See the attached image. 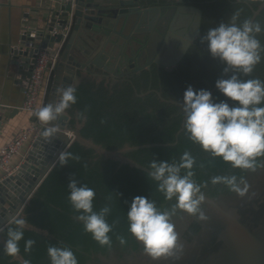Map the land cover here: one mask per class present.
<instances>
[{
    "label": "trees",
    "instance_id": "obj_1",
    "mask_svg": "<svg viewBox=\"0 0 264 264\" xmlns=\"http://www.w3.org/2000/svg\"><path fill=\"white\" fill-rule=\"evenodd\" d=\"M203 12L201 33L179 64L177 70L167 72L157 66L132 75L112 88L85 81L77 89V103L67 112L71 116L70 129L76 130L80 125V135L96 145L109 151H120L126 146L138 147L144 145H173L176 135L181 130L185 114L183 106H175L163 102L158 92L167 100L183 103L184 92L191 86L195 90L206 89L210 92L216 87V81L226 78L224 64L212 57L208 51L207 42H201L210 28L227 22L233 13H239L238 22L252 18V8L257 10L261 0H190ZM257 22L264 27V12L257 18ZM264 45V32L257 35ZM264 56V53H262ZM264 80V59L258 64L251 77ZM145 95V96H140ZM215 102L225 101L232 105L236 102L225 97L218 89L213 97ZM81 113L84 118H81ZM184 152H189L196 159L194 166L197 183L203 187L207 197L219 206L231 204L241 205L256 198L260 190L254 181L264 174L258 169L256 172H246L233 169L222 158H213L200 145L189 139L185 131L180 134L178 143L170 147H156L134 151L126 154L128 159L148 168L152 161L178 162ZM66 153L72 158L68 164L62 166L60 161L52 169L48 177L39 187L23 216L29 225L47 231L49 236L40 235L27 230L24 240L32 239L34 244L31 252L24 251V240L20 242V255L29 259L31 264H51L47 254L49 246H67L73 250L79 264H101L98 256L116 254L120 257L137 253L141 245L129 232L127 211L136 196H145L154 200L161 209H170L175 201H167L163 193L158 191L157 184L147 173L123 165L117 161L99 156L95 151L75 142ZM79 157V159H75ZM151 170V169H150ZM245 176L250 191L245 197L230 193L222 185L211 184V178L217 175ZM75 178L81 185H87L96 192L94 210L99 211L110 206L111 212L107 216L109 224L113 225L110 233L112 246H101L84 230L83 223L76 219L78 213L69 200L70 189L67 185ZM258 182V181H257ZM242 201L241 204L238 202ZM205 211L206 206L204 205ZM211 217L206 224L204 237L209 240L214 226ZM177 229L182 231L190 223L189 230L193 235L186 238L192 242L201 234L203 221L186 213L177 212L174 217ZM187 222V223H186ZM3 230L0 238L6 240L8 228ZM119 237L125 238L122 245ZM4 245L0 243V264H20L3 252Z\"/></svg>",
    "mask_w": 264,
    "mask_h": 264
},
{
    "label": "water",
    "instance_id": "obj_2",
    "mask_svg": "<svg viewBox=\"0 0 264 264\" xmlns=\"http://www.w3.org/2000/svg\"><path fill=\"white\" fill-rule=\"evenodd\" d=\"M54 2L45 9L44 14L24 24L19 41L11 46L10 66L21 86L30 78L38 52L41 49H54L50 48L51 45L57 48L64 41L60 58L54 67L47 104L59 100L58 89L73 87L77 80L78 87L85 81H90L97 86L112 88L107 80L131 77L150 70L153 64L159 69L173 72L201 33L203 12L195 7L185 6L183 0ZM163 2L173 4L162 7ZM263 12L264 3L257 10L252 8L251 20L256 21ZM153 37L157 39V43ZM36 42H42V45L36 47ZM216 90L217 87L211 91L213 97ZM157 95L168 104L183 105L165 99L160 92ZM7 118L12 117L5 114L0 122ZM70 122L71 116L66 111L57 121L44 123L32 139L20 164L0 181V234L14 217L24 214L39 187L59 162V155L66 153L75 142L95 151L99 156L148 174L150 169L128 159L126 154L176 145L184 130L185 118L176 135L175 144L126 146L120 151H109L84 139L79 133L82 126L73 130L69 128ZM46 129H54L50 137L44 136ZM238 203L241 204L242 201ZM262 204L264 196L257 202L244 205V209L232 208L226 211L208 198L205 205L217 211L224 223L213 237L212 246H216V250L201 264H264V216L251 213H260ZM247 219L249 220L243 222ZM27 230L49 236L47 231L31 225ZM0 243L4 245L5 240L0 238ZM145 257L150 262L161 260L153 259L150 255ZM178 257L181 258V264H188L192 258L185 251H179L168 260ZM21 259H24L21 255L13 258L19 263ZM101 259L107 262L105 257ZM160 263L164 264L158 262Z\"/></svg>",
    "mask_w": 264,
    "mask_h": 264
},
{
    "label": "clouds",
    "instance_id": "obj_3",
    "mask_svg": "<svg viewBox=\"0 0 264 264\" xmlns=\"http://www.w3.org/2000/svg\"><path fill=\"white\" fill-rule=\"evenodd\" d=\"M238 19L239 13H233L227 22L210 28L201 41H206L212 57L224 64L223 72L228 78L218 79L217 89L236 103L230 105L227 100L215 102L209 90H195L189 86L184 92L182 105L184 128L189 139L213 158H222L233 169L254 173L264 169V80L247 77H251L264 59V45L257 38L264 32V27L251 19L242 23ZM76 92L72 86L58 89L59 100L37 108L35 116L45 124L57 121L77 103ZM80 115L84 118L83 113ZM53 132L54 129H46L44 136L50 137ZM71 158V153L59 155L62 166L67 165ZM195 165L196 159L189 152H184L178 162L152 161L148 176L156 182L164 198L175 203L170 209L161 210L154 200L136 196L127 211L129 232L142 242L144 251L153 259L171 257L183 250L174 220L177 212L199 221L209 219L204 208L208 199L203 191L206 184L202 186L193 178ZM211 184L222 185L242 198L250 191L246 177L235 174L213 176ZM67 187L70 189L69 200L78 213L76 219L83 223L84 230L99 245L111 247L113 225L107 221L110 206L95 211V190L81 185L75 178ZM11 223L13 227L7 230L3 252L8 257L18 258L20 242L24 240L29 221L19 215ZM118 239L122 245L126 242L124 237ZM35 243L32 239L24 240V251L31 252ZM47 254L51 264H79L77 256L67 246H49ZM20 264H31V261L21 259Z\"/></svg>",
    "mask_w": 264,
    "mask_h": 264
},
{
    "label": "crops",
    "instance_id": "obj_4",
    "mask_svg": "<svg viewBox=\"0 0 264 264\" xmlns=\"http://www.w3.org/2000/svg\"><path fill=\"white\" fill-rule=\"evenodd\" d=\"M52 3H55L54 0H0V118L5 114L12 117L0 122V152L20 133L36 123L35 117L22 112L23 85L19 86L18 76L14 75L10 66L11 46L19 41L24 24L44 14ZM41 45L42 42H36V47ZM55 47L51 45L50 48ZM78 81L73 87L78 88ZM31 142L32 140L27 142L21 154L14 158L9 170L0 169V181L20 164Z\"/></svg>",
    "mask_w": 264,
    "mask_h": 264
},
{
    "label": "flooded vegetation",
    "instance_id": "obj_5",
    "mask_svg": "<svg viewBox=\"0 0 264 264\" xmlns=\"http://www.w3.org/2000/svg\"><path fill=\"white\" fill-rule=\"evenodd\" d=\"M183 1H184L185 6H190V7H195L197 9H200L198 6L194 5L190 0H183ZM172 4H173L172 2H163L162 7L163 6H171ZM153 40L155 43H157L156 38L153 37ZM193 44H192V46H193ZM192 46H191V48H192ZM154 67H156L155 64H153L151 66V68H154ZM124 79H126V78L117 79V80H107V82L109 85L112 84V86H114V85L118 84L120 80H124ZM259 173L264 174V170L259 171ZM257 181H254V183L252 185L255 186L258 183V185L260 186V190H259L258 194L256 195V198L252 199V201L248 202L250 204L259 201V199H261V197L264 196V175L262 177H259L257 179ZM248 203H246L244 205H247ZM244 205L231 204V205L226 206V207H221V206L220 207L222 209L228 211L232 208L244 209V208H246ZM205 206H206V214L208 215L209 218L211 217V219H210L211 223H214V226H213L212 231L210 233L209 240H206L204 237V234H206V224H207L208 220L203 221V223H204L203 226L201 225V222H199L200 226L202 227V232L196 238V240L192 241L191 243L186 242V240H185L186 238H189L193 235L192 231L189 230V226L191 225L190 224L191 222L187 224L189 226L186 229L184 228V229H182V231L179 232L180 243L184 246L182 251H185V254L187 256L192 257L189 260L188 264H201L217 248L216 246H212L213 237L215 236L217 229H219L221 227V225L224 223L223 222L224 220H223V217L217 211H215L214 209H212L208 205H205ZM261 208H262V211L260 213H256L254 211H251V213L255 214V215L264 216V204L261 205ZM244 215H245V213L243 214V216ZM248 220L249 219H247L243 222H246ZM139 244L141 245V250L137 253H133L131 255H126L124 257H120L114 253L111 254L109 257L100 255V256H98V259H99L101 264H148V263L149 264L150 263L158 264V262H164V264H181V258H179V257L174 258L172 260H168L169 257H161V260H153L150 262V261L146 260L145 256H147L148 254L144 251L143 244L141 242H139ZM101 257H105L107 259L106 260L107 262H104L101 259Z\"/></svg>",
    "mask_w": 264,
    "mask_h": 264
},
{
    "label": "built area",
    "instance_id": "obj_6",
    "mask_svg": "<svg viewBox=\"0 0 264 264\" xmlns=\"http://www.w3.org/2000/svg\"><path fill=\"white\" fill-rule=\"evenodd\" d=\"M59 3L70 0H54ZM66 38L67 35L65 34ZM64 41L59 44V47L54 49H41L36 55V62L30 78L23 83L24 89V104L22 112L29 114L36 119L28 130L20 133L13 141H11L0 152V169H8L11 166L15 157L21 154L22 149L27 142L33 139L39 129L44 125L35 116V110L39 107L46 106L47 100L54 76V67L60 58ZM33 47L32 44L30 46ZM32 138V139H31ZM71 139L73 137L71 136ZM9 175V174H8Z\"/></svg>",
    "mask_w": 264,
    "mask_h": 264
},
{
    "label": "rangeland",
    "instance_id": "obj_7",
    "mask_svg": "<svg viewBox=\"0 0 264 264\" xmlns=\"http://www.w3.org/2000/svg\"><path fill=\"white\" fill-rule=\"evenodd\" d=\"M36 135H37V134H36ZM36 135H34V137H35ZM34 137H33V139H34Z\"/></svg>",
    "mask_w": 264,
    "mask_h": 264
}]
</instances>
